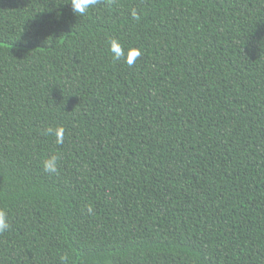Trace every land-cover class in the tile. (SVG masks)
<instances>
[{"label":"trees","instance_id":"obj_1","mask_svg":"<svg viewBox=\"0 0 264 264\" xmlns=\"http://www.w3.org/2000/svg\"><path fill=\"white\" fill-rule=\"evenodd\" d=\"M67 2L0 0V264H264V0Z\"/></svg>","mask_w":264,"mask_h":264},{"label":"clouds","instance_id":"obj_2","mask_svg":"<svg viewBox=\"0 0 264 264\" xmlns=\"http://www.w3.org/2000/svg\"><path fill=\"white\" fill-rule=\"evenodd\" d=\"M111 2V0H110ZM68 4L71 5V9L73 14L77 16V14L83 16L85 15L90 8L95 6L98 3V0H68ZM134 18H138L135 16V11L133 10ZM109 51L111 53L113 61H121L123 60L124 63L132 66L136 60L141 55V50L139 48L130 47L125 50L124 46L118 39H110L109 42ZM46 135L55 136L56 143L62 144L63 143V134L64 129L61 126L57 127H48L45 130ZM57 156L52 155L45 158L41 162V166L43 171L48 174H55L58 171L57 167ZM88 211L91 212V207L88 208ZM9 217L4 209H0V233L5 232L9 228ZM68 256L62 255L60 257L61 264H68Z\"/></svg>","mask_w":264,"mask_h":264}]
</instances>
